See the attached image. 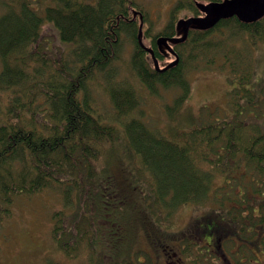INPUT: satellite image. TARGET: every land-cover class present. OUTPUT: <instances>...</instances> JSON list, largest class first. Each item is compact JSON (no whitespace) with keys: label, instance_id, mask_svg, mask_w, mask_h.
I'll use <instances>...</instances> for the list:
<instances>
[{"label":"trees","instance_id":"1","mask_svg":"<svg viewBox=\"0 0 264 264\" xmlns=\"http://www.w3.org/2000/svg\"><path fill=\"white\" fill-rule=\"evenodd\" d=\"M141 2L1 0L0 213L9 216L17 195L56 190L73 210L61 207L52 214L50 235L63 254L83 251L91 264H110L114 249L119 258L113 263L131 264L122 257V243L130 231L133 243L139 221L123 217L110 203L113 159L102 157L104 145L114 149L121 135L135 160L131 177L145 181V205L135 201V209L152 230L186 203H216L213 211H222L224 219L196 216L190 227L199 219L204 226L195 238L226 263L232 260L223 244L235 259L241 252L264 264L252 249L257 245L264 254V81H253L252 48L264 44V11L250 19L231 14L211 25L191 23L183 41L169 42L177 61L155 69L153 59L167 56L159 39L178 34V20L200 11L197 0H174L164 27L146 32L150 54L138 41L139 15L145 19ZM183 10L191 14L174 19ZM126 41L132 44L131 68L149 93L178 90L164 104L169 119L177 117L190 91V68L227 72L228 108L216 115V109L202 113V106L169 134L150 124L137 88L115 77L113 64ZM94 79L107 89L114 116L98 109L90 93ZM174 243L179 246L167 248Z\"/></svg>","mask_w":264,"mask_h":264},{"label":"rangeland","instance_id":"2","mask_svg":"<svg viewBox=\"0 0 264 264\" xmlns=\"http://www.w3.org/2000/svg\"><path fill=\"white\" fill-rule=\"evenodd\" d=\"M145 14V22L142 26L145 39V45H149L150 36L160 31L168 22L170 15L169 10L174 0H141ZM200 4L208 6L210 16L216 15L222 7L211 6L206 0H201ZM251 9V8H250ZM214 11H216L214 13ZM2 12V4L0 0V13ZM240 12H248V9H240ZM252 12V9H251ZM191 12L183 10L174 17L189 15ZM147 32V33H146ZM254 55V74L253 81L256 85L264 81V44L258 42L253 46ZM132 52V44L125 42L121 54L114 62V68L117 69L116 79L124 82H131L141 97V107L144 109L145 120L150 124L157 123L164 131L169 134L168 129L177 127L188 121V115L199 111L200 106L204 108L202 113L216 109V115H222L223 110L228 108V92L232 86L225 70L212 69H188L186 76L190 82V92L175 119H169L164 110L166 102H172L173 95L178 93L176 88H159L157 94H151L142 85L135 72L131 68L130 56ZM171 56L159 62L162 65ZM90 93L97 104L99 110L106 117L114 116V108L108 97V91L98 80L94 79L90 82ZM170 102V103H171ZM209 108V109H206ZM215 114V113H214ZM119 127V124H116ZM114 149L109 150L108 144L104 148L107 153H102V157H109L111 164V182L108 181L106 193L109 201L115 204L121 211L123 217H128L139 221L136 230L139 232L131 243V231L127 234L122 243V257H125L132 264H155L159 262L162 255L165 261L169 263L172 256L167 255V245L173 242V249H181L179 256L183 260V264H227L216 253H208L203 248L204 240L195 238L196 233L204 226V219L195 221L190 227V222L196 216L202 213L217 214L213 210L217 207L216 203L211 202L203 205L188 203L179 206L165 222H160L157 229H151V221L143 220L141 212L135 209V206L145 205L142 195H145V181L133 174L134 158L130 152L123 146L121 135L118 137ZM131 177V179H130ZM144 179V177H142ZM130 181V183H129ZM125 182L129 183L126 184ZM138 194V200L135 197ZM138 201V202H135ZM231 201L225 204L230 206ZM64 207L66 212H72L70 205H64L62 196L56 190L49 188L39 190L32 194H21L14 197L10 204V214L0 213V264H91L89 257L83 251L74 253L71 256L63 254L56 246L54 239L50 235V227L53 222V212ZM218 220H223L224 215L219 211ZM217 219V218H215ZM169 223V224H168ZM192 237H189V233ZM236 229L233 234L238 236ZM211 237L212 235H208ZM233 236V235H232ZM208 237V238H209ZM194 242H188L189 240ZM196 239V240H195ZM210 239V238H209ZM183 245V249H182ZM231 245V244H230ZM172 246V245H171ZM252 246V245H251ZM258 261H264V254L257 245H253ZM227 251L232 264L238 263V257L245 264H257L254 258H244L241 252L237 253L236 259L230 254V248L223 244ZM142 250H139V249ZM223 249V250H224ZM224 252L226 253V251ZM138 254H137V252ZM112 257L108 259L110 264L119 258L118 251L112 250ZM250 255L246 251V256ZM255 257V255H254ZM195 260V261H194ZM100 264V263H95Z\"/></svg>","mask_w":264,"mask_h":264},{"label":"water","instance_id":"3","mask_svg":"<svg viewBox=\"0 0 264 264\" xmlns=\"http://www.w3.org/2000/svg\"><path fill=\"white\" fill-rule=\"evenodd\" d=\"M211 4V6H218V4H221L222 7L219 8V12L216 15H212L210 16V13H208V6H204L200 3H198L197 5L202 9L205 10L207 12V15L204 17H190L188 19H181L178 21V25L179 27H182V36L180 37H173L170 38V40H176V41H180L183 40L186 37V33H187V29L188 26L191 23H199V24H203V25H211L213 24L216 20H218L220 17L222 16H227V15H231L233 13H238L240 15L241 18L244 19H250V18H254L257 17L258 15H260L263 11H264V0H224L223 2H211L209 3ZM239 8H246L248 9V12H240ZM252 12H251V9ZM216 11H214L215 13ZM136 12H133V14H135ZM141 33V22L139 24V31H138V35ZM139 44L145 48L146 50H148L150 53H152L151 49L144 47L143 44L141 43L140 39L138 40ZM159 41L166 45V38H160ZM168 47V46H167ZM177 61V57L173 60L172 63H169L168 65H171L173 63H175ZM154 65L155 68H158V63L157 60L154 58Z\"/></svg>","mask_w":264,"mask_h":264},{"label":"flooded vegetation","instance_id":"4","mask_svg":"<svg viewBox=\"0 0 264 264\" xmlns=\"http://www.w3.org/2000/svg\"><path fill=\"white\" fill-rule=\"evenodd\" d=\"M206 244L208 243L206 242ZM168 251H170L169 256H172L171 261L167 263V261L165 262L164 260L162 261L161 259V261L156 264H183L184 263L183 260L181 259V256H179L178 254L180 249H173V247L171 246L168 248Z\"/></svg>","mask_w":264,"mask_h":264}]
</instances>
